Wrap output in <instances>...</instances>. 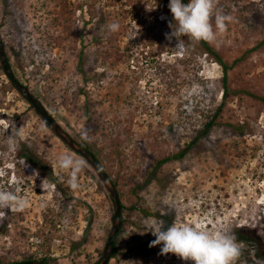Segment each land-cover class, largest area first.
I'll return each instance as SVG.
<instances>
[{"label":"rangeland","instance_id":"1","mask_svg":"<svg viewBox=\"0 0 264 264\" xmlns=\"http://www.w3.org/2000/svg\"><path fill=\"white\" fill-rule=\"evenodd\" d=\"M168 4L0 0V39L19 82L68 134L111 160L108 167L122 180L124 202L133 203L128 193L142 185L132 223L118 239L120 254L109 264H192L161 255L162 245L149 246L155 240L146 231L152 218L163 220L165 229L176 222L235 236L244 227L264 233V0H219L218 7L234 20L210 45L229 64L242 58L228 72L230 91L219 125L183 158L156 166L192 141L223 93L222 68L212 56L187 37L183 51L175 48V38L166 39L172 22ZM113 22L120 25L116 32L107 27ZM85 99L92 110L89 124ZM239 125L242 133L233 132ZM15 130L18 144L10 147L6 137ZM60 153L81 158L47 128L0 69V188L18 186L29 200L23 212L5 210L0 219V227L8 223L7 234L0 235L4 261L39 254L53 264H85L86 256L94 261L105 246L113 216L105 188L87 164L79 187L71 189L70 174L56 163ZM91 213L99 239L87 248L82 238ZM244 246L237 264L264 261V254Z\"/></svg>","mask_w":264,"mask_h":264},{"label":"clouds","instance_id":"2","mask_svg":"<svg viewBox=\"0 0 264 264\" xmlns=\"http://www.w3.org/2000/svg\"><path fill=\"white\" fill-rule=\"evenodd\" d=\"M219 0H169L168 8L172 14V22L169 23L171 33L165 37L169 41L175 38L176 49L185 50V40L192 42H217L218 38L226 34L228 25L234 18L224 13L219 7ZM110 32L119 30L118 22L110 23ZM20 131H12L6 139L10 147H16L17 137ZM82 139H87V131H82ZM57 166L67 171L69 175L68 185L75 190L79 187V173L87 166L84 158H76L68 153H60L56 158ZM29 206V200L20 194V188H0V219L6 217L5 210L11 213L23 212ZM147 230L155 236L150 247L162 245L160 254L169 253L181 260L192 264H237L240 260L244 244L239 242L234 233L226 230H210L202 224L173 222L165 229L164 221L152 218ZM264 264V261H261Z\"/></svg>","mask_w":264,"mask_h":264},{"label":"trees","instance_id":"3","mask_svg":"<svg viewBox=\"0 0 264 264\" xmlns=\"http://www.w3.org/2000/svg\"><path fill=\"white\" fill-rule=\"evenodd\" d=\"M182 2L188 3V0H182ZM168 15L170 17H172L171 12L168 13ZM195 46L197 48H199L203 53L212 56L213 59L215 60V62L218 63V65H220V67L222 68V72H223V79H222L223 93H222V99L220 101V104L217 106L216 110L213 111V113L211 115H207L206 120L197 129L196 135L194 136L192 141L190 143L186 144V147L183 148L182 150H180L179 153L174 154V155H172L170 157L164 158L162 160L156 161V166H160V165L170 161L171 159H181V158H183L185 153L187 152L186 151L187 148H190L191 145L195 144L200 138L208 137L210 135L211 131L219 125L218 120H219V118L221 116V113H222V110H223V106L225 104V98H226V96L228 95V93L230 91V89L228 87V72L235 65H237L238 62H240L242 60V58L236 59L232 64H229L228 62L223 60L221 55H219V53L210 45V43L204 42V41H201V42H198V43L195 42ZM4 49H5V46H4ZM5 54H6L8 63L10 65V68L12 69L11 57L8 54V52L6 51V49H5ZM0 69L3 71L1 63H0ZM12 72H13V70H12ZM80 72H82V71H80ZM13 74L16 77L15 72H13ZM82 74H83L84 78H86L85 74L83 72H82ZM18 81H20V80L18 79ZM12 87L17 91V93H19V95L21 96V98L23 100L28 102L13 85H12ZM27 88L30 89L28 86H27ZM262 100L264 101V98H262ZM83 106H84L85 115H86V124H89L91 122V120H92V110H91V107L88 104L86 99H85V101L83 103ZM38 116H40V115L38 114ZM40 118L44 121V119L41 116H40ZM44 123L46 124L47 128L51 129L49 124L46 121H44ZM232 130H233V132H238L240 134V133H242L243 128H242L241 125L232 126ZM69 135L81 147L89 150L97 158V160L99 161V163L102 166L103 170L107 173V175L111 179L112 183L114 184V187L116 188L118 196H119V199H120V203H121V227H120V230L117 233V236H116L115 241H114V245H113L112 252H111V257H110V260H109V262H110L111 260L116 259L118 257V255L120 254V250L118 248V239H119L120 236L125 234L127 226L132 223V221L129 219V217L137 209V202L140 199L139 191L141 190L142 185L135 186L129 191L128 195L130 196V198L133 199V203L124 202V199H123L124 197H123V192H122V187H123L122 186V184H123L122 180L120 179L119 175L114 177L112 175V173L110 172V169L108 167V162L111 161V160L108 157H106L104 155H101V153H99V152L95 151L94 149H92L91 146L89 145V143H87V141H85L84 143H81L72 134H69ZM75 154H77L79 157H82L78 153H75ZM23 156H24V158L27 161L35 164L34 161L27 155V153H24ZM87 164L90 166L91 175L94 178H96L98 180H101L99 175H98V173H97V171H96V169L91 165V163H89L87 161ZM42 168L43 169L45 168L44 165H42ZM155 169H156V167L153 168V170H155ZM152 172L151 171L149 172L148 176L145 179V182H147V180L149 179V176L151 174H153ZM105 192H106V194H107V196H108V198H109V200L111 202V206H112L113 213H114L113 200H112L109 192L106 189H105ZM86 222H87V227H86V230H85L86 233L84 234L85 236H83V238H82V242L86 240L84 242L85 247L91 248V246L94 244V242H97V240L99 239V234L98 233H94V230H93L94 225L96 223V219H95L94 213H91L89 215V217H87ZM7 232H8V223L5 222L0 227V235H6ZM236 236H237V240L239 242H243V244H245L246 246L250 245V246L254 247V249H256V251H257V253H256L257 255L264 254V233L260 234L258 231L254 230V229H250V228L244 227V228H237ZM34 237L37 240L42 238V234H40V230H39L38 233L34 234ZM106 240L107 239L105 238V241H104L105 243H106ZM42 241H43V239H42ZM103 249H104V247L98 249L97 258L94 261H91V259H89L86 256L84 258L85 264H98L100 262L101 257H102ZM25 261H40V262H43V263H46V264H53V262H51L48 259L47 255H39V254H36V255H24L22 257V259H20L18 261H9V262L4 261V259L0 258V264H15V263H20V262H25ZM109 262H108V264H109Z\"/></svg>","mask_w":264,"mask_h":264},{"label":"water","instance_id":"4","mask_svg":"<svg viewBox=\"0 0 264 264\" xmlns=\"http://www.w3.org/2000/svg\"><path fill=\"white\" fill-rule=\"evenodd\" d=\"M0 63L3 68V72L9 82L21 93V95L29 102L32 108L46 121L55 135L61 139L73 152L81 155L85 160H87L96 169L105 189L109 192L113 204L114 213L112 216V227L108 238L106 240L103 254L98 264H108L112 248L114 245L115 238L121 227V203L114 184L103 170L97 158L87 149L81 147L74 139L62 128V126L52 117L50 113L44 108L41 102L30 92V90L20 83L18 79L14 76L12 69L8 63L4 44L0 39ZM15 264H46L40 261H25Z\"/></svg>","mask_w":264,"mask_h":264}]
</instances>
